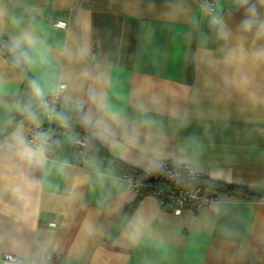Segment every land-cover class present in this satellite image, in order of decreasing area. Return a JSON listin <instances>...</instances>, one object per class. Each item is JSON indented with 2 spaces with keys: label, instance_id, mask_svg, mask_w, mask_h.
I'll list each match as a JSON object with an SVG mask.
<instances>
[{
  "label": "crops",
  "instance_id": "1",
  "mask_svg": "<svg viewBox=\"0 0 264 264\" xmlns=\"http://www.w3.org/2000/svg\"><path fill=\"white\" fill-rule=\"evenodd\" d=\"M0 37L34 81L18 101L0 55V264H264V198L175 215L121 177L172 160L264 193V0H0ZM59 84L98 144L86 164L72 134L48 158L7 132Z\"/></svg>",
  "mask_w": 264,
  "mask_h": 264
},
{
  "label": "built area",
  "instance_id": "2",
  "mask_svg": "<svg viewBox=\"0 0 264 264\" xmlns=\"http://www.w3.org/2000/svg\"><path fill=\"white\" fill-rule=\"evenodd\" d=\"M206 13L213 15L220 0H194ZM55 26L66 29L67 23L58 21ZM66 89L64 84H59L55 91L49 93L39 100L42 122L26 125V145L47 157L53 145V140L58 134L54 131L57 118L64 111H61L63 94ZM63 119L67 123H76L75 113L81 111V105H68ZM73 146L83 158V163H88L95 148L90 139L75 136ZM121 177L128 188L132 189L139 196L154 198L159 207L167 209L175 215L182 212L197 214L203 209H210L215 206L221 195L211 189L202 181V177L194 169L187 165H181L172 160L161 163L158 169L149 172L132 174L123 172ZM5 261L18 263L19 260L13 255H5ZM50 259V254H46Z\"/></svg>",
  "mask_w": 264,
  "mask_h": 264
},
{
  "label": "trees",
  "instance_id": "3",
  "mask_svg": "<svg viewBox=\"0 0 264 264\" xmlns=\"http://www.w3.org/2000/svg\"><path fill=\"white\" fill-rule=\"evenodd\" d=\"M0 55L11 66L16 68V70L20 73V76L22 79V88H21V94H20L18 101H20L21 99H23V101L30 99L34 92V81L27 70V60L29 57V52L15 50L13 47H11V45L4 38L0 37ZM31 102L32 100H30V103ZM67 109L68 108H66L64 112L62 113L61 115L62 118H63L64 113L67 111ZM75 115L77 118L76 123L74 124L67 123L63 119L64 127L54 128V131H56L58 136L56 139L53 140V145L50 149V152L47 155L48 158L52 156L53 153H55V151L57 150L61 136L64 133H69L74 136L85 137V138L90 139L88 137L86 127L82 123L83 109L81 111H77ZM42 120L43 119L40 114L39 101H36L32 104V107L29 108V110L25 114L22 115V117L17 118V119L12 118L10 120L7 132H11L18 124H23V125L36 124V123H41ZM90 140L93 143L95 150H97L99 147L96 141L92 139ZM123 172H129L132 174L139 173V171H135L127 167H124ZM207 185L211 187L213 191L219 193L221 196L234 197V198L244 199V200H251V199L254 200V199L264 198V193L255 194V193L248 191L246 188L240 187V186L227 185L224 183L212 182V181H209ZM139 197H144V196L140 195Z\"/></svg>",
  "mask_w": 264,
  "mask_h": 264
}]
</instances>
